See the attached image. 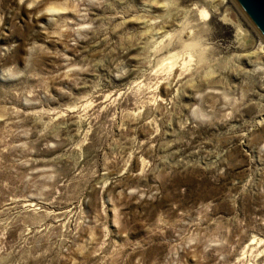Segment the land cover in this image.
<instances>
[{
    "label": "rangeland",
    "instance_id": "rangeland-1",
    "mask_svg": "<svg viewBox=\"0 0 264 264\" xmlns=\"http://www.w3.org/2000/svg\"><path fill=\"white\" fill-rule=\"evenodd\" d=\"M263 44L235 0H0V264H264Z\"/></svg>",
    "mask_w": 264,
    "mask_h": 264
},
{
    "label": "water",
    "instance_id": "water-1",
    "mask_svg": "<svg viewBox=\"0 0 264 264\" xmlns=\"http://www.w3.org/2000/svg\"><path fill=\"white\" fill-rule=\"evenodd\" d=\"M252 25L264 37V0H235Z\"/></svg>",
    "mask_w": 264,
    "mask_h": 264
},
{
    "label": "bare ground",
    "instance_id": "bare-ground-1",
    "mask_svg": "<svg viewBox=\"0 0 264 264\" xmlns=\"http://www.w3.org/2000/svg\"><path fill=\"white\" fill-rule=\"evenodd\" d=\"M223 1H225V0H222V2ZM217 3V2H216ZM217 6V5H216ZM216 9V8H215ZM203 13H204V15L205 16H207V17H209L210 16V11L208 10V9H205L204 8V10H203ZM206 17V18H207ZM157 19V18H156ZM156 19L154 18V16L152 17V16H147V17H145L144 16V18H141V22L145 25V26H147V27H154V29H152V32L151 31H149V29H148V31H149V33H150V35L151 36H156V38H157V36H159V35H161V36H163V34H160L161 32H162V28L163 27H159V28H155V26L157 25V21H156ZM159 20V19H158ZM160 22V21H159ZM160 25V24H159ZM163 25V24H162ZM153 41V40H152ZM263 47H264V44L262 45ZM254 52H249V53H247V56H251L252 54H253ZM256 54V53H255ZM246 55V54H245ZM174 66V65H173Z\"/></svg>",
    "mask_w": 264,
    "mask_h": 264
}]
</instances>
